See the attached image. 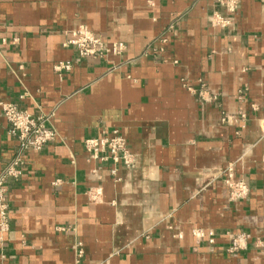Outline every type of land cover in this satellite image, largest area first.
Returning a JSON list of instances; mask_svg holds the SVG:
<instances>
[{
	"label": "crops",
	"instance_id": "crops-1",
	"mask_svg": "<svg viewBox=\"0 0 264 264\" xmlns=\"http://www.w3.org/2000/svg\"><path fill=\"white\" fill-rule=\"evenodd\" d=\"M80 25L124 51L80 56ZM0 101L56 131L6 183L0 264H264V0H0ZM113 131L131 167L86 151ZM16 149L0 110V173Z\"/></svg>",
	"mask_w": 264,
	"mask_h": 264
},
{
	"label": "built area",
	"instance_id": "built-area-1",
	"mask_svg": "<svg viewBox=\"0 0 264 264\" xmlns=\"http://www.w3.org/2000/svg\"><path fill=\"white\" fill-rule=\"evenodd\" d=\"M228 11H234L237 0H218ZM228 21L216 15L213 19L215 25H225ZM65 45L76 48L82 57H103L109 53L120 54L125 49L121 41L106 44L102 38L84 25H80L69 33ZM69 62H59L55 65L57 70L69 68ZM0 110L4 116L8 130L17 141L15 155L9 160L0 173V243L4 233L8 230V205L6 202V183L9 179L20 175L23 163V154L29 151L41 150L45 144L56 137V131L48 124L50 115H33L27 110L18 108L9 101H0ZM243 116V115H241ZM226 120H233L229 117ZM84 147L92 158L111 159L113 163H122L131 167L134 163L133 154L128 150L125 141L116 131L109 136L88 137L84 140ZM114 172V169L112 170ZM233 198L244 197L248 188L243 181L234 179L232 167H227L224 179ZM237 249L232 245L231 250ZM78 254H81L79 249Z\"/></svg>",
	"mask_w": 264,
	"mask_h": 264
}]
</instances>
